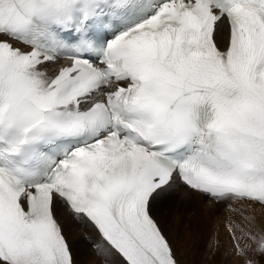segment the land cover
I'll return each mask as SVG.
<instances>
[{
    "label": "snow or ice",
    "instance_id": "1",
    "mask_svg": "<svg viewBox=\"0 0 264 264\" xmlns=\"http://www.w3.org/2000/svg\"><path fill=\"white\" fill-rule=\"evenodd\" d=\"M172 205L264 264V0H0V264H185Z\"/></svg>",
    "mask_w": 264,
    "mask_h": 264
},
{
    "label": "bare ground",
    "instance_id": "2",
    "mask_svg": "<svg viewBox=\"0 0 264 264\" xmlns=\"http://www.w3.org/2000/svg\"><path fill=\"white\" fill-rule=\"evenodd\" d=\"M176 207V205H172L168 209L166 218L171 232L175 236V243L182 253V259L185 264H195L197 259L202 258L205 260L211 256L213 258L211 261H208V264H244V258L238 257L230 252L233 243L226 239L229 234L225 216L219 217L218 222H216L208 217L202 209L198 208L196 217L190 223L186 221L187 226L184 227L180 224V217L175 214ZM180 210L183 211V207ZM231 215H234L237 220L240 219L238 213H232ZM65 222L67 223L68 229L72 232V243L77 264H99V261L93 254L92 245L80 234V226L74 225L70 218ZM262 225H264V220H258L252 226L253 230L255 231L257 227L263 228ZM87 231L91 232L94 236L96 235L93 229H87ZM242 241L245 243V240L242 239ZM203 247L205 250L200 253L199 251ZM209 249L211 250L210 253Z\"/></svg>",
    "mask_w": 264,
    "mask_h": 264
},
{
    "label": "rangeland",
    "instance_id": "3",
    "mask_svg": "<svg viewBox=\"0 0 264 264\" xmlns=\"http://www.w3.org/2000/svg\"><path fill=\"white\" fill-rule=\"evenodd\" d=\"M179 226V225H178ZM263 226V228H264V225H262ZM253 228V227H252ZM222 230V229H221ZM225 233H226V231H224ZM176 237H177V235H176ZM180 237H182V235H180ZM225 239V238H224ZM229 242H232V240L229 238V235L227 236V238H226ZM181 243V242H180ZM242 244H243V241L241 242ZM204 247H206V245H204ZM202 248V250L201 251H199L200 253H202L204 250H205V248ZM210 250V249H209ZM207 251H208V249H207ZM211 252V250L209 251V253ZM230 252H231V254H234V247H231L230 248ZM212 256L211 257H208V258H206L207 259V261H206V259L205 260H203L202 258H199V259H197L196 260V262H195V264H208V261H211L212 260Z\"/></svg>",
    "mask_w": 264,
    "mask_h": 264
}]
</instances>
